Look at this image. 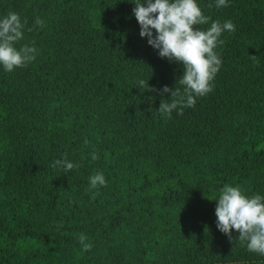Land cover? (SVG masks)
<instances>
[{"label": "trees", "instance_id": "1", "mask_svg": "<svg viewBox=\"0 0 264 264\" xmlns=\"http://www.w3.org/2000/svg\"><path fill=\"white\" fill-rule=\"evenodd\" d=\"M198 3L234 31L212 91L164 116L183 66L140 36L130 0H0L38 50L0 69V264H264L217 229L213 200L225 183L264 194V0Z\"/></svg>", "mask_w": 264, "mask_h": 264}, {"label": "clouds", "instance_id": "2", "mask_svg": "<svg viewBox=\"0 0 264 264\" xmlns=\"http://www.w3.org/2000/svg\"><path fill=\"white\" fill-rule=\"evenodd\" d=\"M134 4L132 12L140 26V36L147 38V43L157 50L160 57L181 62L182 74L179 84L182 89L171 91L170 100L163 99L158 108L161 115L170 116L174 110L184 106L193 107L197 97L212 91L213 80L218 73L222 59L217 46L223 43L222 33L234 31L231 20L223 22L205 15L198 0H130ZM229 0H212L209 7H227ZM45 21L37 17L34 26L43 27ZM193 25H208L206 28ZM25 22L18 13L9 11L0 15V69L12 72L16 68L27 66L34 61L37 48L33 43L17 46L24 38ZM31 30V29H28ZM140 86H148L140 80ZM167 93L165 85L161 90ZM91 159H97V153H91ZM53 168H62L65 172L76 167L66 159H54ZM92 189L103 186L106 178L98 171L89 177ZM216 201L215 216L217 229L231 238L233 230L238 231V240L246 243L250 252L264 255V194H248L239 185L225 183L213 198ZM83 250L92 245L87 242L86 234L77 237Z\"/></svg>", "mask_w": 264, "mask_h": 264}]
</instances>
